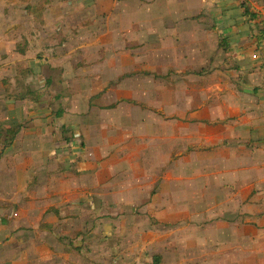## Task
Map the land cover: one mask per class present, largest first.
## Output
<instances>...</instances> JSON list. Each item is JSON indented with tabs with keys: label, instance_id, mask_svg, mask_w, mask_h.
Here are the masks:
<instances>
[{
	"label": "rangeland",
	"instance_id": "1",
	"mask_svg": "<svg viewBox=\"0 0 264 264\" xmlns=\"http://www.w3.org/2000/svg\"><path fill=\"white\" fill-rule=\"evenodd\" d=\"M43 3L22 0L6 5L5 10L0 3V129L9 132L11 126H18L20 131L11 147L4 150L0 144V264H153L155 256L160 257V264H198L196 259H201L192 254L188 235L196 233L195 241L200 243L203 230L202 223L193 225L192 221H217L210 218L209 206H216L219 196L195 186V181L191 188L189 178L181 179L188 165L179 158L189 146L165 154L162 149L170 146L162 145L163 137H155L157 127L161 134L177 129L176 123L193 127L177 119L185 114L172 111L176 109L172 95L179 96L177 105L185 109V95L175 88L185 82H176L173 74L163 80L159 76L172 71L158 60L166 62L169 55L170 62L176 61L171 54L177 53L167 49L171 34L161 35L162 50L156 51L152 48L161 45L152 36L139 51L136 44L124 52H91L90 45L85 46L93 63L101 57L115 62L99 66V74L90 77L99 82H84L81 76L74 77L83 67L89 77L88 65H75L83 60L81 48L72 52L63 38L72 30L66 27L74 22L66 15L68 7L57 18L54 1L49 13L56 18L45 24ZM252 25L260 29L264 23L260 20ZM6 34L8 38L2 41ZM21 42H25L24 56L16 51ZM118 60L123 68L128 65L125 73L130 72L129 77L121 78ZM67 68L71 77L65 75ZM225 69L234 67L229 63ZM146 73H153L151 79ZM141 78L145 88L139 84ZM77 84L80 91L75 89L73 94L70 88ZM26 85L39 98L18 101L16 96L26 92ZM119 90L122 99L106 97L100 102L89 96ZM99 102L105 106L117 102L119 108H100L90 114L98 116L97 120L88 118L90 107ZM61 110L66 115L80 112L78 136L75 130L62 131L63 126L73 124L69 116L61 119L57 115ZM96 122L110 123L105 131L114 137L103 130L97 139L101 130L91 127ZM79 129L95 135L92 145L80 136ZM98 142L104 145L102 151ZM138 167L146 170L151 193L146 187L130 188V177ZM161 177L180 185L177 194L166 192V182L158 183ZM240 200L237 195L232 202L237 207ZM240 212L233 221H250Z\"/></svg>",
	"mask_w": 264,
	"mask_h": 264
},
{
	"label": "crops",
	"instance_id": "2",
	"mask_svg": "<svg viewBox=\"0 0 264 264\" xmlns=\"http://www.w3.org/2000/svg\"><path fill=\"white\" fill-rule=\"evenodd\" d=\"M21 1L0 0V3L5 10L6 5ZM40 1L48 2L43 6L40 4L45 24L49 18H56L55 13L58 18L65 5L68 7L66 15H71L74 22L66 27L72 30L67 31L63 38L72 52L81 48L83 60L76 61L75 65H88L89 77L84 67L74 72V77L81 76L84 82L86 79L92 83L99 82L90 77L99 74V66L115 62L112 58L101 57L99 62L93 63L86 56L85 46L90 45L91 52L104 49H121L124 52L130 44H136L139 51L146 48L152 36L153 42L161 45V48L156 45L152 48L156 51L162 50L161 35L171 34L166 39H169L167 49L177 53L171 54L176 61L170 62L169 55L166 62L158 60L172 71L159 76L163 80V76L166 78L173 74L176 82H185L183 86H175L185 95V109L184 105H177L179 96L172 95V104L176 108L172 111L185 114V117L178 116L177 119L186 120L193 127L184 128L176 123L177 129L164 134L157 127L158 135L155 137H163L162 145L170 146L162 149L165 154L181 152L180 147L189 146L179 158V162L185 160L188 165L181 179L189 178L191 181L187 184L191 188L195 181V186L217 192L219 196L217 205L209 206L210 218L214 217L217 221H192L193 225L202 223L203 234L200 243L195 241L196 233L188 235L193 243L191 252L201 259L195 258L198 264H264V40H260L261 34L253 28L243 11V3L248 2L253 11L264 18V0ZM54 1L57 12L51 14L49 10ZM46 30L49 31V28ZM5 38H8L7 34L2 41ZM222 39H225L223 45L220 43ZM122 55L126 56L125 53ZM226 57L234 70L225 69ZM116 64L119 74L123 73L121 78L129 77L130 72L125 73L128 65L123 68L124 63L120 60ZM69 69L65 75L71 77ZM139 84L145 88L144 78L139 80ZM73 86L70 88L73 94L75 89L80 91V84ZM89 96L101 102L102 98H120L124 94L119 90ZM100 102L90 107L88 118L97 120L98 116L90 114L100 108L106 109L111 105L115 107L107 110L119 108L117 102L108 106ZM79 113L66 115L62 110L61 116V119L69 116L73 125L65 126V129L75 130L76 136L77 129L81 128L78 125ZM99 123L91 125L95 131L101 130L97 139L102 137L103 130L110 138L114 137L112 132L105 131L110 123ZM80 136L84 139L86 136L91 145L96 140L93 133H84V130H80ZM98 145L102 151L104 145L101 142ZM106 145L110 142L106 141ZM156 156L162 160L160 155ZM143 161L149 160L143 158ZM145 171L142 167L136 169V175L130 177V188L146 187L151 193ZM161 182L167 183L163 186L166 192L177 194L178 183L162 181V177L158 183ZM237 195L243 200L236 207L232 201ZM239 210L250 221H233ZM198 246L201 247L200 252Z\"/></svg>",
	"mask_w": 264,
	"mask_h": 264
},
{
	"label": "trees",
	"instance_id": "3",
	"mask_svg": "<svg viewBox=\"0 0 264 264\" xmlns=\"http://www.w3.org/2000/svg\"><path fill=\"white\" fill-rule=\"evenodd\" d=\"M243 11H244V16L248 19L249 22H251V21L259 22L261 20L264 23V18L259 13H255L252 9V6L248 2L243 3ZM253 22H251V24H253ZM252 26L254 28V25H252ZM257 30L261 34L260 40H264V25L260 29H257ZM224 41H225V39L220 40L221 45H223ZM24 43L25 42H21L22 46L20 45V43H18L16 45V51L23 56L25 55ZM229 63H231V62H229L228 57H226L225 65L227 66ZM235 69H238V68H235ZM26 72H32V71H26ZM146 74L151 75L152 73H146ZM163 77L165 78V76H163ZM17 82H18V85L21 84L19 81H17ZM25 89H26V92L24 94H18L16 96L18 101L26 100L30 96L35 97V99L39 98V95L35 91H33L29 85H26ZM9 97H10V95H9ZM57 98H60V97L57 96ZM114 107H115V105H111L108 107V109L114 108ZM57 115L59 117H61L62 116V110L60 112H58ZM10 128L13 131H9V132L5 131L4 132V131H2V129H0V144L4 145V148H5L4 150H6V148H9L13 145V143L17 139L18 133L20 132L18 126H16L15 128L11 126ZM61 129L64 133L67 132V130L65 129V126H63ZM153 264H160V257H158V256L153 257Z\"/></svg>",
	"mask_w": 264,
	"mask_h": 264
}]
</instances>
